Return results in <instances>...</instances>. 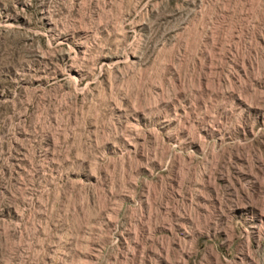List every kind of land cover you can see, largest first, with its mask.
I'll use <instances>...</instances> for the list:
<instances>
[{
	"label": "rangeland",
	"instance_id": "374dc122",
	"mask_svg": "<svg viewBox=\"0 0 264 264\" xmlns=\"http://www.w3.org/2000/svg\"><path fill=\"white\" fill-rule=\"evenodd\" d=\"M0 264H264V0H0Z\"/></svg>",
	"mask_w": 264,
	"mask_h": 264
}]
</instances>
